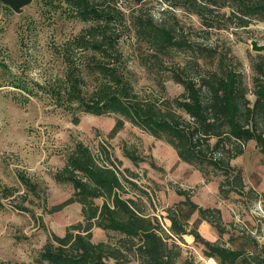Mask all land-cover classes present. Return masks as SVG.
I'll list each match as a JSON object with an SVG mask.
<instances>
[{"label":"trees","instance_id":"trees-1","mask_svg":"<svg viewBox=\"0 0 264 264\" xmlns=\"http://www.w3.org/2000/svg\"><path fill=\"white\" fill-rule=\"evenodd\" d=\"M121 1L47 0V4L72 9L74 16L86 24L64 48L68 69L63 96L67 106L77 105L79 111L98 116L115 115L120 122L139 127L170 145L179 160L198 170L206 183L223 176L218 187L223 199L231 193L242 194L244 177L232 161L255 141L264 164V56L252 62V101L245 77L228 53L179 38V27L163 19L156 21L150 12L137 7L146 0ZM32 2L0 0L18 13ZM173 5L197 16L207 35L214 30L248 28L264 22V0H182ZM132 32L140 50L147 49L141 56L153 77L154 89L149 92L136 90L120 49ZM75 51L84 62L76 63ZM178 51H188L192 57L180 64L173 58ZM167 80L182 86L183 93L169 97ZM90 85V91H86ZM125 156L134 164L140 162L132 151H125ZM115 162L106 149L96 155L84 144L75 143L54 178L73 187L72 198L81 205L83 220L68 226L63 236L53 234L41 251L40 262L199 264L192 257L181 259L179 242L191 235L218 264H264V244L254 242L257 252L236 250L219 240H206L198 230L189 229L182 218L181 207H190L222 237L227 230L217 207L203 208L187 197L167 209L171 222L168 229L157 217L145 215L137 201L125 197L137 187L132 179L135 174L120 170ZM94 228L103 230L110 240L94 242Z\"/></svg>","mask_w":264,"mask_h":264},{"label":"rangeland","instance_id":"rangeland-1","mask_svg":"<svg viewBox=\"0 0 264 264\" xmlns=\"http://www.w3.org/2000/svg\"><path fill=\"white\" fill-rule=\"evenodd\" d=\"M46 2L33 0L19 13L0 3V264H48L39 258L51 236H63L68 226L83 220L81 205L72 198L73 187L54 178L75 143L84 144L96 155L106 149L120 170L133 172L137 187L125 197L137 201L141 211L157 217L164 228L171 226L167 209L188 197L200 207L219 208L227 231L220 237L196 210L181 207L189 229L198 230L206 240L257 252L254 242L264 244V164L256 142L250 141L244 154L232 161L242 171L244 192L223 199L218 190L223 176L206 183L165 141L129 122H120L115 115L98 116L79 111L77 105L67 106L64 48L86 24L65 5ZM174 3L182 0H146L137 7L150 12L156 21L163 19L179 27V38L228 53L243 73L253 101L252 62L264 56V50L254 51L252 42L264 46V22L207 35L197 16ZM139 46L132 32L120 49L136 90L143 93L154 89V83L142 63L141 55L147 49L141 47L142 51ZM73 54L77 64L84 62L80 52ZM191 54L178 51L173 58L183 64ZM166 88L171 98L183 93V87L172 80L166 81ZM90 89L91 85L86 91ZM127 150L140 158L138 164L125 156ZM92 232L96 243L110 240L99 228ZM183 239L179 242L181 259L192 257L199 264H213L214 259L193 236Z\"/></svg>","mask_w":264,"mask_h":264},{"label":"water","instance_id":"water-1","mask_svg":"<svg viewBox=\"0 0 264 264\" xmlns=\"http://www.w3.org/2000/svg\"><path fill=\"white\" fill-rule=\"evenodd\" d=\"M252 49L254 51L262 52L264 50V46L263 45H259L257 41H253L252 42Z\"/></svg>","mask_w":264,"mask_h":264},{"label":"bare ground","instance_id":"bare-ground-1","mask_svg":"<svg viewBox=\"0 0 264 264\" xmlns=\"http://www.w3.org/2000/svg\"><path fill=\"white\" fill-rule=\"evenodd\" d=\"M213 261V264H218L216 261L212 260Z\"/></svg>","mask_w":264,"mask_h":264},{"label":"crops","instance_id":"crops-1","mask_svg":"<svg viewBox=\"0 0 264 264\" xmlns=\"http://www.w3.org/2000/svg\"><path fill=\"white\" fill-rule=\"evenodd\" d=\"M215 261V260H214Z\"/></svg>","mask_w":264,"mask_h":264}]
</instances>
